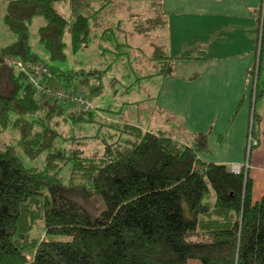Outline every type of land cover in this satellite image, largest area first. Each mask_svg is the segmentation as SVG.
Segmentation results:
<instances>
[{"label": "trees", "instance_id": "1", "mask_svg": "<svg viewBox=\"0 0 264 264\" xmlns=\"http://www.w3.org/2000/svg\"><path fill=\"white\" fill-rule=\"evenodd\" d=\"M3 1L15 41L0 46V134L14 128L19 138L17 144H0V264H264V196L253 199L249 168L235 173L228 164L204 161L200 156L210 151L206 131L186 142L106 121L94 105L104 89L105 71H63L33 51L30 24L35 17L45 20L39 40L51 62H64L65 35L72 39L74 54L80 51L90 39L95 15L114 9V0H97L99 7L87 4L84 11L78 4L71 20L59 9L61 0ZM263 3L257 56L248 72V87L255 88L250 110L253 100L256 106L264 95ZM165 22L163 14L140 18L135 31L149 35ZM109 34L105 31V38ZM154 47L156 66L171 75L166 48ZM8 59L32 66L44 62L51 74L48 83L74 92L88 89L94 109L74 113L69 104L38 96ZM250 115L257 139L261 115L257 110ZM58 117L98 124L94 135L84 137L97 142L98 150L88 152L83 137H66ZM58 139L70 144H57ZM19 152L31 159L48 152L46 164L27 167Z\"/></svg>", "mask_w": 264, "mask_h": 264}, {"label": "crops", "instance_id": "2", "mask_svg": "<svg viewBox=\"0 0 264 264\" xmlns=\"http://www.w3.org/2000/svg\"><path fill=\"white\" fill-rule=\"evenodd\" d=\"M262 2L114 0V9L106 7L95 15L90 39L80 51L74 54L72 39L69 34L65 35L64 62H51L49 52L39 40V28L45 25L41 16L33 20V26H37L30 41L33 51L44 62L63 71H105L104 89L95 97L94 105L96 114L106 121L127 122L150 132L180 137L186 142H190L186 139H191L194 133L206 131L211 134V151L213 138L222 145L233 138L239 116L244 115L242 121L248 124L251 110L247 100L238 113L236 108L250 88L248 72L254 67L257 56V17ZM78 4L82 11L87 4L100 5L97 0H61L58 6L64 17L71 20ZM158 14H163L165 26L153 29L149 35L135 31L136 20ZM107 30L111 34L105 38ZM10 37L9 42L0 46L13 43L15 35L11 33ZM155 44L166 48L171 75L161 73L164 69L156 66ZM168 81L172 83L167 84ZM258 102L264 109V95ZM262 112L259 148L255 151L261 159L258 157L259 164L249 161V175L252 169L261 170L264 176V110ZM174 131L177 133L173 134ZM247 138L248 134L246 142ZM206 162L225 165L227 161ZM253 188L254 199L255 184Z\"/></svg>", "mask_w": 264, "mask_h": 264}, {"label": "rangeland", "instance_id": "3", "mask_svg": "<svg viewBox=\"0 0 264 264\" xmlns=\"http://www.w3.org/2000/svg\"><path fill=\"white\" fill-rule=\"evenodd\" d=\"M6 4L7 2H4L3 0H0V45H4L7 42H9L11 40V31H9L6 23H5V15L7 12V8H6ZM33 22H31L30 24V33H31V37L35 36V28L37 25L33 26L34 24H32ZM11 32V33H10ZM34 33V35H33ZM13 34V33H12ZM14 35V34H13ZM260 45V44H259ZM43 55V54H42ZM44 56V55H43ZM45 57V56H44ZM44 63V62H43ZM45 66V65H44ZM181 66V64L178 65V67ZM46 67V66H45ZM177 76L180 77V73H177ZM172 83V81H168L167 84ZM224 87H228L226 84H224ZM251 88H249V94H248V100L247 103L250 106V98L252 95V92H255V88H253L252 86H250ZM255 87V86H254ZM253 90V91H252ZM251 92V95H250ZM248 105H246V108H249ZM69 110L71 112H74L72 107L69 108ZM255 110H257L258 114L263 113L262 111L264 110L261 107V102H257L256 106H255V102L253 100V104L251 107V114H253L255 112ZM76 113V112H74ZM245 113V112H244ZM239 120H237L238 122L236 123V131H235V135H233V138L229 139L227 142L228 143H224V145H222L220 142H218V140H215L216 138H213L211 140V151L207 152V153H203L201 155V157H203L206 161H216V160H220V161H227L225 164H228L229 166H231L232 164L236 163L237 161L241 162L240 164L246 165L248 162V166L251 164L249 161L251 160L252 163H257L259 164L258 161V157L259 159H261V155H255V151L259 148V147H253L252 148V155H251V151L250 148L248 147V144L246 142V135L250 133V128L252 126V116L250 115L249 120H248V124H244L243 117L239 116ZM61 120L60 123V129L62 130V132L64 133V135L67 137V135H75L77 138L78 137H83L80 139H84V140H88L86 142V150H88V152L93 151V150H98L99 145L97 142L93 141L92 139H85V136H89V135H94L97 130H98V124L94 123H74L72 120H64V118L58 117ZM238 125V126H237ZM256 127H259V121L256 122ZM177 131L179 132V130L177 129ZM177 131L172 132L173 134H176ZM5 133L0 134V144L1 143H7V144H17L18 138H19V132L16 131L14 128L11 129H7L6 131H4ZM192 138V137H190ZM186 140H191V139H186ZM243 140L242 144L243 145V151L241 150L242 145H241V141ZM57 144H60L61 140L58 139L57 140ZM61 144L67 146L68 144H70L69 142L64 143L63 141L61 142ZM246 150V152H245ZM243 152V153H242ZM245 152V156L243 155ZM23 163L27 166V167H43L46 163V157H47V153L45 152L42 155H40L37 158L31 159L28 158L25 154L19 152ZM252 156V157H251ZM256 158V159H255ZM252 159L254 160V162L252 161ZM258 161V162H257ZM262 162V161H260ZM262 164V163H261ZM253 168V167H252ZM255 168V167H254ZM68 171V169L64 168L62 174H65L66 176L68 175L66 172ZM251 173H250V177L253 178L254 180V184H255V193H254V200H260V198L262 196H264V176L261 172V170H259V172H257L256 170H252L251 169ZM42 223H40L37 228H36V232H34V235L36 236L37 234H39L38 228H40L42 225Z\"/></svg>", "mask_w": 264, "mask_h": 264}, {"label": "built area", "instance_id": "4", "mask_svg": "<svg viewBox=\"0 0 264 264\" xmlns=\"http://www.w3.org/2000/svg\"><path fill=\"white\" fill-rule=\"evenodd\" d=\"M8 62L17 69H20L24 72V75L26 76V81L36 88L38 96H45L51 102L55 101L64 104H69L74 112H77L81 108L86 111L94 109L93 99L88 89L82 88L79 91L74 92L73 90L67 89L66 87L60 84L54 82L48 83L45 78L51 77V74L44 66L45 63L41 62V64H36L32 66L24 64L20 59H8ZM247 144L250 148V151L253 147H257L259 145V140L258 138L256 139L253 136L251 128L247 138ZM231 167L232 171L237 173L243 170L244 168L248 169L250 166H248L247 162L246 165L236 163L232 164Z\"/></svg>", "mask_w": 264, "mask_h": 264}]
</instances>
